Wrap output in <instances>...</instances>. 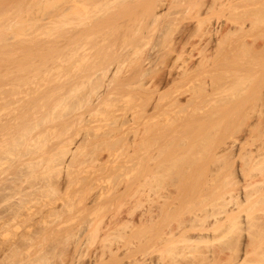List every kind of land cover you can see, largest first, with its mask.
<instances>
[{"label": "bare ground", "instance_id": "bare-ground-1", "mask_svg": "<svg viewBox=\"0 0 264 264\" xmlns=\"http://www.w3.org/2000/svg\"><path fill=\"white\" fill-rule=\"evenodd\" d=\"M256 27L264 0H0V234L99 235L110 255L143 235L131 264L264 263V142L243 147L264 134V81L238 77L264 61Z\"/></svg>", "mask_w": 264, "mask_h": 264}, {"label": "rangeland", "instance_id": "rangeland-1", "mask_svg": "<svg viewBox=\"0 0 264 264\" xmlns=\"http://www.w3.org/2000/svg\"><path fill=\"white\" fill-rule=\"evenodd\" d=\"M227 28H226V32H227ZM236 33H238V31H235ZM253 32H255L254 34H255V36H256V40L255 41H253L254 43H255V45L256 44H258L259 43V41L260 42H262V43H264L263 41V37H264V28H261V27H256L255 29H253L252 30V33ZM259 36H258V35ZM248 39H250L251 40V37H248ZM261 39V40H260ZM254 43H253V45H254ZM254 45V46H255ZM258 62H259V64H258ZM255 63H257V65H255L254 64V69H250L249 70V73H248V71H245L246 73H244V71H240V76H238V74L237 73H235V72H232L231 70V72L230 71H228V70H226L227 72H226V79H224L225 80V82L226 81H231V80H233L231 77H233V76H235L236 74H237V76L238 77H240L241 78V76L242 75H244L245 76V78H244V76H242L244 79H249L250 77H251V79H249V81L250 80H252L253 78V80H252V82L256 85L258 82H260V80H262V81H264V78H263V74L264 73H262L263 71H264V69H263V71H262V68H264V61L263 60H261V62H260V60L259 61H257V62H255ZM251 65V64H250ZM262 66L261 68L259 67V66ZM259 68H258V67ZM251 68H253L252 67V65H251ZM256 68L258 69V71L256 70ZM254 70H256L255 71V74H254ZM229 72V73H228ZM252 72V73H251ZM258 72H259V74H258ZM261 72V73H260ZM231 73H232V75H231ZM241 73H243V74H241ZM235 74V75H234ZM247 74H249L248 76H249V78H247L248 76H246ZM253 74H254V77H253ZM231 75V76H230ZM237 76H235V77H237ZM235 77H233V78H235ZM237 77V78H238ZM231 78V79H230ZM236 78V79H237ZM230 79V80H229ZM242 79V78H241ZM256 79H257V81H256ZM231 82H233V81H231ZM228 82H226V85H229V84H227ZM231 84V83H230ZM233 84V83H232ZM262 84H264V82L262 83ZM261 84V82H260V84H257V87H258V85H262ZM264 86V85H263ZM228 87H230V86H228ZM258 88H261V87H258ZM262 89H264V88H262ZM262 125L264 124V123H261ZM242 126H244V125H242ZM259 127H263V126H259ZM263 129H264V127H263ZM262 129V130H263ZM261 130V131H262ZM259 131H260V129H259ZM259 131H257V132H259ZM256 132V131H255ZM254 132V136L255 135H257L256 133ZM260 134H262L261 132H260ZM260 134H258V136H257V141H256V139H255V137H252L253 139H255L254 141H253V143H251L250 141V138H249V140L247 139V143H246V141H244V143H243V147L244 146H246L247 148L249 147V148H254L255 147V144H259V142L261 141V142H264L263 141V139H260V137L259 136H261L262 137V135H263V137L262 138H264V134H262V135H260ZM258 137H259V139H258ZM251 138V139H252ZM248 141H249V143H248ZM258 142V143H257ZM260 142V143H261ZM253 145V146H252ZM261 146L262 145H264V144H260ZM259 146V145H258ZM261 146H260V148H261ZM246 147H244V148H246ZM262 149H264V146L262 147ZM261 149V150H262ZM253 173H255L254 171L252 172V173H250V175H246V179L244 180L245 182H251V180L254 178L253 177ZM250 176H252V177H250ZM139 194L136 192V193H134L132 196H131V201H133L132 202V204H134L133 206H135L136 207V203H137V205H139L138 204V198H139V196H138ZM135 196H137V197H135ZM133 197V198H132ZM207 198H209L208 196H206ZM137 198V199H136ZM204 199V200H203ZM202 200L204 201H202V200H200V201H198L197 202V204L195 203V205H194V203L193 204H191V205H189V204H187L188 206H190V207H187V205H182L181 207H180V209L179 210H176L175 212H172L170 215H169V217L167 218L168 220H169V223H171V224H175L176 222H177V220L178 219H182V218H185V216L187 217L188 216V211H190V210H198L199 211V209H202V208H205V206H206V208H208V207H210L211 206V204H209L210 202H209V199H206L205 200V197L203 198ZM261 200H259V202H260ZM263 201V200H262ZM136 202V203H135ZM259 202L258 203H255L254 205L256 206V208H255V206H253L252 207V209H251V212L254 214V215H256V214H258L259 216H261L262 214L264 215V203H262V204H259ZM257 204H259L260 205V208L257 206ZM124 205H122V206H120L119 207V210H123L124 209ZM184 207H186L185 209H184ZM263 207V208H262ZM0 208H2V206H0ZM134 208V207H133ZM137 208H139V206L138 207H136L135 208V210H134V212L133 213H131V216L129 215V217H130V221L132 222H135L137 219V213H138V211H139V209L137 210ZM180 210H182V211H180ZM256 211V212H255ZM260 211H263V213L261 214L260 213ZM256 214H255V213ZM175 213V214H174ZM242 213V215L245 213L244 211H242L241 212ZM240 213V214H241ZM260 213V214H259ZM172 215H174V216H172ZM253 215V216H254ZM258 216V217H259ZM171 217V218H170ZM175 217V218H174ZM255 217V216H254ZM256 217H257V215H256ZM261 218V219H260ZM259 218V220H262V218H263V216H261ZM76 219H79V218H76ZM37 219H35V220H30V221H28L29 223L32 221V222H34V223H32V225H34L35 224V226H37V222H35ZM264 220V219H263ZM37 221H39V220H37ZM73 221H74V219H73ZM72 220L71 221H69L68 223H72L73 222ZM77 221V220H76ZM27 222V221H26ZM75 222V221H74ZM73 222V223H74ZM39 224L38 225H40L41 223L40 222H38ZM259 223H261V222H259ZM258 223V224H259ZM101 224H103V223H101ZM251 228H256V227H251ZM21 229V228H20ZM222 228H220V230H219V233H220V231H222L221 230ZM257 230H258V228H257ZM256 229H255V231H257ZM20 230H18V231H16V232H13V233H10V232H8V233H10V235L7 233V234H0V264H73V262L76 264L77 262H79V263H83V264H89V260H92V258H93V260L95 259V257H97L96 259H98V258H100V257H102V258H108L109 257V262L112 260V263L113 264H131V262L130 261H132V259H133V257H134V255L136 254L137 256L138 255H140V254H142L143 252H142V248H143V245H144V243H143V239H144V237H143V235H139V236H134V237H132L131 239H130V241H129V239H125V238H123V237H116V239L115 238H113V242H115V244L116 243H121V244H123L122 245V247L120 246L117 250V252L115 253V254H113V255H110V252H109V248H104V249H101V247H100V243H101V237H99V235H96L95 237H93V236H88V235H84V234H80V232H77L75 235H74V238H73V236H71L70 237V235H72V234H68V236L67 235H65L64 233H62V234H59L58 236H57V234L55 235V234H53V235H43V236H36L37 238H40V240H38V239H36V238H32V237H35V236H30L29 238H32L33 240L31 241L29 238H22V237H26V236H21V233L19 232ZM216 231V232H215ZM214 231V233L216 234V235H218V229L217 230H215ZM250 231H251V229H250ZM194 232H198V230L196 231V230H192V231H190V233L192 234V233H194ZM79 233V234H78ZM210 233H212V235H213V232L212 231H210ZM229 233H230V235H234L233 233V231L232 230H230V231H226L225 232V235L224 236H222L223 235V231H222V233H220V234H222V235H220L221 236V239L219 238V239H217V240H214L213 241V245L216 247V246H218V245H220V243H223L224 241H222L221 242V240H223V237H224V239L225 240H227V238H225L227 235H229ZM254 234L255 232L253 231H251V234ZM258 234H254V235H258L259 237H260V232H257ZM12 234V235H11ZM264 233L262 232V235H263ZM3 235H5V236H3ZM16 235H17V237H16ZM80 235L82 236V238H83V240L82 239H80L79 237H80ZM261 235V236H262ZM47 236V237H46ZM69 237V238H66V237ZM76 236V237H75ZM252 236V235H251ZM258 236L254 239L255 240V242L253 241V245H251L250 246V248H252V250L254 251V252H252V253H250L249 255H248V259L250 260L251 259V257H252V261H255V260H258V257L256 258L255 256H257L256 255V253H255V250L257 251V253L261 250V249H257V247H254L255 246V243L257 242L256 240H258V242H260V240L259 239H261V240H263L264 238V236L263 237H261V238H259L258 239ZM22 238V239H21ZM45 238V239H44ZM73 238V239H72ZM77 238H79L80 240H81V242H83L84 244L85 243H87V244H83L82 245V248L80 247H76V245L78 244V243H81ZM123 238V239H122ZM244 238V237H243ZM24 239V240H23ZM27 239H29V240H27ZM247 239H250V238H248V237H246V241H247ZM13 240V241H12ZM37 240V241H36ZM44 240V241H43ZM89 240V241H88ZM100 240V241H99ZM120 240V241H119ZM125 240H126V242L128 241V243H126L125 242ZM40 241H43V245L42 244H40V243H42V242H40ZM76 241L78 242V243H76ZM87 241V242H86ZM117 241H119V242H117ZM9 242H11V243H9ZM20 242V243H19ZM22 242V243H21ZM71 242H73L72 244H71ZM249 242H251L250 240H249ZM248 242V243H249ZM258 242H257V244H258ZM32 243H34V245L31 247V245H32ZM36 243V244H35ZM126 243V244H125ZM9 244V246L8 247H6L7 245ZM31 244V245H30ZM76 244V245H75ZM114 244V245H115ZM216 244V245H215ZM3 245H4V247H3ZM15 245V247H13ZM72 245H75V246H72ZM113 244H112V246H114ZM262 245H264V242L262 243ZM12 246V247H11ZM23 246V247H22ZM125 246V247H124ZM11 249H10V248ZM21 247V248H20ZM28 247V248H27ZM53 247V248H52ZM69 247V248H68ZM71 247V248H70ZM76 247V248H75ZM18 248V249H17ZM75 248V249H74ZM115 248V247H114ZM248 248H249V245H248ZM85 251H84V250ZM255 249V250H254ZM72 250V251H71ZM77 250V251H76ZM80 250V251H79ZM144 250V249H143ZM76 251V252H75ZM105 251V252H104ZM75 252V253H74ZM142 252V253H141ZM225 252V253H224ZM134 255H133V254ZM223 253H224V255L226 256V250L225 251H223V252H221L220 253V255L222 254L223 255ZM254 253V255L255 256H251V254H253ZM72 254V255H71ZM194 254H197V253H194ZM79 255V256H78ZM101 255V256H100ZM112 257L111 258V260H110V256ZM114 255H117V256H119V257H117L115 260H116V263L114 262L115 260L113 259L114 257ZM133 255V256H132ZM221 255V256H222ZM224 255H223V261L221 262V261H219V264H229V262L227 261L226 262V260H224ZM263 257H262V256ZM100 256V257H99ZM107 256V257H106ZM258 256H261V257H259L260 259V261H261V259L263 258V260H264V253H262V254H259ZM91 258V259H89V258ZM254 257V258H253ZM120 260H119V259ZM132 258V259H131ZM75 259V260H74ZM80 259H82L81 261H79ZM87 259H89V260H87ZM183 259V260H182ZM73 260V261H72ZM76 260H78V261H76ZM118 260H119V262H118ZM182 260V262L185 260H188V256L186 257V259H184L183 257H181L180 258V261ZM258 260V261H259ZM262 260V261H263ZM225 261V262H224ZM248 261V260H247ZM252 261H250V263L252 262ZM262 261H261V263H262ZM87 262V263H86ZM108 262V263H109ZM118 262V263H117ZM129 262V263H128ZM264 262V261H263ZM79 263H77V264H79ZM81 263V264H82ZM255 264L257 263V264H259L258 262H254ZM253 262H252V264H254ZM109 264H111V262L109 263ZM262 264H264V263H262Z\"/></svg>", "mask_w": 264, "mask_h": 264}]
</instances>
